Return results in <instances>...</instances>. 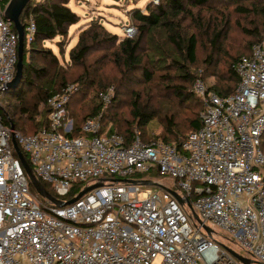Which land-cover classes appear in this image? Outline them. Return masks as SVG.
<instances>
[{"label": "built area", "instance_id": "obj_1", "mask_svg": "<svg viewBox=\"0 0 264 264\" xmlns=\"http://www.w3.org/2000/svg\"><path fill=\"white\" fill-rule=\"evenodd\" d=\"M10 2L0 0V108L19 60L18 34L5 17ZM36 30L31 16L29 43ZM122 31L124 38L137 33L132 25ZM235 72L239 83L228 96L201 77L195 80L192 93L204 107L201 128L179 146L139 137L126 146L117 133L101 134L102 114L85 122L84 136L70 137L68 104L76 85L49 99L46 123L34 135L12 123L6 127L0 113V264H152L158 257L163 264H241L205 226L230 234L251 256L245 257L264 264V40ZM114 96V87L100 94L104 110ZM13 140L59 200L67 202L63 198L76 185H103L72 205L44 202L31 191ZM149 172L173 185L158 181L161 193H141V183L112 181H152L135 178Z\"/></svg>", "mask_w": 264, "mask_h": 264}, {"label": "trees", "instance_id": "obj_2", "mask_svg": "<svg viewBox=\"0 0 264 264\" xmlns=\"http://www.w3.org/2000/svg\"><path fill=\"white\" fill-rule=\"evenodd\" d=\"M69 1L33 0L24 9L21 22L26 28L32 16L37 30L33 42L25 37L21 85L3 94L13 97L5 99L11 111L0 108L6 127L12 123L15 130L22 127L26 134H36L46 123L49 99L76 85L78 91L68 104L74 122L70 137L84 136L85 122L102 114L101 134L117 133L126 146L137 137L143 143L162 140L179 146L201 128L204 107L192 93L195 80L214 76L232 82L236 89L235 65L264 40V0H160L158 5L151 1L146 11H131L137 30L132 38H120L92 20L80 31L70 63L63 68L44 44L67 39L80 22ZM201 67L203 71L197 73ZM110 87L115 88V96L104 110L99 97ZM233 87L218 83L211 89L228 96ZM152 122L162 128L161 135L148 130ZM146 175L173 182L156 172ZM42 184L58 197L50 185ZM83 187L74 186L63 200L70 201ZM31 191L38 194L32 185Z\"/></svg>", "mask_w": 264, "mask_h": 264}, {"label": "rangeland", "instance_id": "obj_3", "mask_svg": "<svg viewBox=\"0 0 264 264\" xmlns=\"http://www.w3.org/2000/svg\"><path fill=\"white\" fill-rule=\"evenodd\" d=\"M151 1L154 0H70L68 2V6L77 15L80 16V22L70 29L69 37L67 39L62 41V39L60 40V38H57L55 41L46 42L44 45L45 47L50 48L57 55L60 65L63 66V68H67L70 63V51L77 44L80 31L84 27H86V25H88L92 20L100 21L109 32L119 36L120 38H124V32L122 31L123 28L129 25L134 26L130 16L131 11L134 9L146 11V7ZM202 69L204 68L201 67L197 69V73L203 71ZM204 80L210 87H215L218 85V83L219 85L222 83V85L226 88L228 86H234L232 82H220L214 76H208ZM234 88L235 86L233 87V90H235ZM7 97L10 101L13 98L11 94H5L4 96H2L1 108L5 109V111H11V108L8 107V103L5 101ZM14 103L15 102H11V106L14 105ZM16 130L21 132L23 135L29 136L24 132V129L22 127H17ZM148 130H154V134L158 136L162 133V128L158 127V124L156 125V122H152L148 126ZM146 176L142 175L135 178L138 180L147 178L154 182H158L155 176ZM165 182L169 186L173 185V182L171 183L168 180H165ZM144 191L161 193V189L156 186H140V192L142 193ZM41 199L42 201L46 202L42 197ZM214 237L220 244L226 245L230 248L232 247V249L234 248L243 256H250L239 248L238 244L230 234L216 229L214 230ZM152 264H163V258L158 257Z\"/></svg>", "mask_w": 264, "mask_h": 264}, {"label": "water", "instance_id": "obj_4", "mask_svg": "<svg viewBox=\"0 0 264 264\" xmlns=\"http://www.w3.org/2000/svg\"><path fill=\"white\" fill-rule=\"evenodd\" d=\"M33 0H11V2L9 3L6 11H5V17L11 21L14 25V28L18 34V56H19V60L17 63V72H16V76L14 78V80L9 84V90L10 89H17L22 82V78H23V50H24V44H25V37H26V33H25V26L23 25V23L20 20V17L24 11V9L32 2ZM11 128H14V125H11ZM13 147L15 150V154L17 155V157L19 158V160L21 161L23 168L30 180L31 185L34 187V189L36 190V192L38 193V195L40 197H42L43 199L47 200L48 202L52 203L53 205L57 206V207H63V206H68V205H72L75 202H77L79 199H81L83 196H85L86 194L90 193L91 191H93L94 189L100 187L103 185L102 182L100 183H96L94 185H90L85 187L76 197H74L73 199H71L70 201L64 202L61 201L59 199H57L56 197L52 196L49 192L46 191V189L44 188L43 184L38 180V178L36 177L33 169L31 168V166L29 165L28 161L26 160L25 155L23 154V152L21 151L20 147L18 146L17 142L15 140H13ZM115 183H134V184H143L145 186H156L158 188H162V186L159 183L153 182V181H134V180H112ZM181 204H183V200L180 197V195L175 192V191H169ZM189 208L191 209L193 216L195 217V219L198 222H201L198 215L196 214V212L192 209V206L189 204ZM208 236L212 237L214 231L213 229H211L210 227L205 226L204 227ZM224 249L230 253L238 262H240L241 264H257L255 261H253L252 259H249L243 255H241L240 253H238L237 251H235L234 249L227 247V246H223Z\"/></svg>", "mask_w": 264, "mask_h": 264}]
</instances>
